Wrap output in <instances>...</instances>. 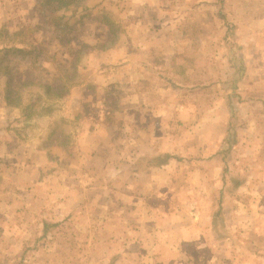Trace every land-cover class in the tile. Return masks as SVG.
<instances>
[{
	"label": "rangeland",
	"instance_id": "1",
	"mask_svg": "<svg viewBox=\"0 0 264 264\" xmlns=\"http://www.w3.org/2000/svg\"><path fill=\"white\" fill-rule=\"evenodd\" d=\"M0 51V264H264V0H0Z\"/></svg>",
	"mask_w": 264,
	"mask_h": 264
},
{
	"label": "trees",
	"instance_id": "2",
	"mask_svg": "<svg viewBox=\"0 0 264 264\" xmlns=\"http://www.w3.org/2000/svg\"><path fill=\"white\" fill-rule=\"evenodd\" d=\"M4 52H6V54H9V53H20V52H24L23 49H17V48H9V49H6ZM0 53H2V51H0ZM15 90L13 89H9V93L7 95V103L8 104H12V101H11V97L10 95H12V93H14ZM173 160L172 156L169 155V154H166V155H163V156H158L154 159H152V161H150L149 163V166L147 165V167H161V166H165V165H168L170 163V161ZM145 167V168H147ZM48 227V225H46Z\"/></svg>",
	"mask_w": 264,
	"mask_h": 264
}]
</instances>
